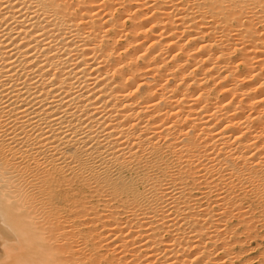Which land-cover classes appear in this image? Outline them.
I'll list each match as a JSON object with an SVG mask.
<instances>
[{
    "label": "bare ground",
    "instance_id": "1",
    "mask_svg": "<svg viewBox=\"0 0 264 264\" xmlns=\"http://www.w3.org/2000/svg\"><path fill=\"white\" fill-rule=\"evenodd\" d=\"M0 221V264H264V0H0Z\"/></svg>",
    "mask_w": 264,
    "mask_h": 264
},
{
    "label": "rangeland",
    "instance_id": "2",
    "mask_svg": "<svg viewBox=\"0 0 264 264\" xmlns=\"http://www.w3.org/2000/svg\"><path fill=\"white\" fill-rule=\"evenodd\" d=\"M2 224L3 223L0 221V225H1L0 226V238L3 237V238H1L2 240L0 239V242L3 241L4 243H6L5 241H7V242L9 241L8 244H10L13 242V239H12L13 237L11 236V234L7 233L8 231L7 232L4 231L5 227H4V224L3 225ZM3 232H5V233L3 234ZM257 232H258L257 237H255L251 242L246 244L247 252L245 253V255H252V256L256 255V253L264 246V231L259 228L257 230ZM5 234H6V236H5ZM8 238H10V239H8ZM10 241H12V242H10ZM0 244L3 245V243H0ZM1 247L3 248V246H1ZM1 247H0V253L3 252V249ZM0 258H1V255H0Z\"/></svg>",
    "mask_w": 264,
    "mask_h": 264
}]
</instances>
